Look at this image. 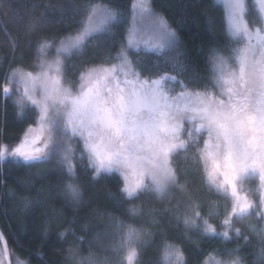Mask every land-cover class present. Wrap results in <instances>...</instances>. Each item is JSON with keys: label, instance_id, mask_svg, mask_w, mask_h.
Listing matches in <instances>:
<instances>
[{"label": "snow or ice", "instance_id": "snow-or-ice-1", "mask_svg": "<svg viewBox=\"0 0 264 264\" xmlns=\"http://www.w3.org/2000/svg\"><path fill=\"white\" fill-rule=\"evenodd\" d=\"M222 3L232 40L226 49L211 50L209 80L201 85L194 77L181 80L167 72L153 73L141 60L144 50L163 53L179 46L176 31L153 10L151 0H134L131 20L118 9L89 0L76 21L78 27L38 44L34 66H10L4 74L0 94L5 99L16 94L13 103L21 119L29 110L34 116L17 143H0V163L32 165L55 157L75 178L74 162L86 161L94 180L117 173L126 199L141 195L164 199L173 195V189L185 191L173 158L191 148L193 165L202 167L209 188L230 201V207L220 222L222 231L210 223L220 215L217 204L209 205L207 216L198 210V202L191 204L185 209L190 212L184 216L185 225L201 237L227 241L233 232L237 238L243 235L233 228L234 221L255 214L261 226L248 227L264 244V0H254L255 14L248 0ZM63 19V12L59 20L42 14L31 27ZM124 24L127 29L118 50L112 53L110 44L103 62L66 63L81 57L90 40L115 37L114 29ZM180 55L172 58L173 67ZM257 178L258 203L243 193L244 184H254ZM65 187L79 202V187L73 183ZM24 203L31 207L33 201ZM129 211L137 214L135 207ZM117 231L122 235L114 251L123 253L121 264H137L141 231L122 220L117 221ZM243 239L248 242L247 236ZM238 251L215 248L201 264H241ZM160 254L162 264H187L182 248L172 243L164 242ZM100 260L89 252L81 264ZM16 264L26 261L18 259Z\"/></svg>", "mask_w": 264, "mask_h": 264}, {"label": "trees", "instance_id": "trees-1", "mask_svg": "<svg viewBox=\"0 0 264 264\" xmlns=\"http://www.w3.org/2000/svg\"><path fill=\"white\" fill-rule=\"evenodd\" d=\"M118 9L131 20L134 0H93ZM250 12L256 13L254 0H248ZM89 0H0V84L10 66H34L38 61L36 49L44 39L61 36L78 27ZM153 10L165 17L179 37V46L163 53L144 50L141 60L150 71L178 75L181 80L196 78L201 85L209 80V56L213 48L226 49L232 38L226 31L224 6L220 0H151ZM58 24H37L33 21L43 14L45 18L59 20ZM127 25L114 29L115 37L107 35L90 40L83 55L66 61L69 65L103 62L111 52L115 53L124 39ZM234 46V45H233ZM178 63L173 67L172 58ZM93 53H96L93 57ZM222 54L226 52L222 51ZM135 59V57H133ZM111 62V61H110ZM79 71H77V76ZM70 79L72 77H69ZM169 84L175 86L174 81ZM201 90H203L201 88ZM14 93L7 99L0 94V143L14 145L23 130L32 123L34 113L29 110L21 119L16 115ZM194 149L173 158L174 166L180 170L179 183L185 191L173 189V195L164 199L141 195L126 199L120 192L122 179L117 173L102 174L92 179L93 170L86 161L76 160V176L71 178L53 157L44 163L32 165L10 161L0 163V233L7 254L26 261L27 264H81L89 252L100 257V264H121L123 253L114 251L121 232L117 221L122 220L141 231L137 264H162L160 250L164 242L182 248L187 264H201L215 248H239L235 253L242 257L241 264H264L259 237L251 231L249 224L261 223L255 214L236 220L233 228L240 229L242 236L224 241L220 238L201 237L196 230L188 228L185 209L199 203L198 209L207 216L209 205L217 204L220 215L210 220L217 231H222L220 222L230 201L210 189L202 167L193 165ZM187 157V159L185 158ZM77 185L82 193L79 202H74L66 191V184ZM259 180L245 183L243 193H248L258 203ZM256 189L253 193L250 190ZM242 193V194H243ZM191 198V199H190ZM25 200L33 201L25 207ZM181 202V203H178ZM135 207L137 214L130 209ZM259 211V208H257ZM61 233L64 235L61 236ZM243 236L248 237L246 243ZM220 255L223 256V253ZM9 264V261H8Z\"/></svg>", "mask_w": 264, "mask_h": 264}, {"label": "rangeland", "instance_id": "rangeland-1", "mask_svg": "<svg viewBox=\"0 0 264 264\" xmlns=\"http://www.w3.org/2000/svg\"><path fill=\"white\" fill-rule=\"evenodd\" d=\"M220 2L222 3V0H220ZM222 5H223V3H222ZM18 259L19 258H17L16 256L8 254L9 264H16V262H17ZM19 260H21V259H19ZM0 261H2L3 264H7V261H6V258H5V254H4V251H3L1 245H0Z\"/></svg>", "mask_w": 264, "mask_h": 264}, {"label": "water", "instance_id": "water-1", "mask_svg": "<svg viewBox=\"0 0 264 264\" xmlns=\"http://www.w3.org/2000/svg\"><path fill=\"white\" fill-rule=\"evenodd\" d=\"M0 245L2 246V249H3L4 254H5V258H6V261H7V264H8V254H7L6 245H5L3 237L0 238Z\"/></svg>", "mask_w": 264, "mask_h": 264}]
</instances>
